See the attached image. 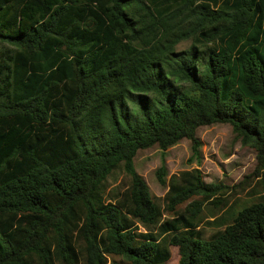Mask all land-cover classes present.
Segmentation results:
<instances>
[{"label": "trees", "instance_id": "16d2710c", "mask_svg": "<svg viewBox=\"0 0 264 264\" xmlns=\"http://www.w3.org/2000/svg\"><path fill=\"white\" fill-rule=\"evenodd\" d=\"M214 125L264 176V0H0V264H264V195L205 237L227 187L136 170Z\"/></svg>", "mask_w": 264, "mask_h": 264}, {"label": "rangeland", "instance_id": "374dc122", "mask_svg": "<svg viewBox=\"0 0 264 264\" xmlns=\"http://www.w3.org/2000/svg\"><path fill=\"white\" fill-rule=\"evenodd\" d=\"M188 46L189 44H183L179 50L183 51ZM197 136L202 144L201 161H190L192 144L183 140L165 154L158 148L140 152L135 159V167L162 208L164 198L169 192L170 179L182 172L198 169L205 184H222L227 187V194L218 196L220 200H229L227 207L214 204L215 198L203 206V222L198 229L205 237H210L218 228L230 222L228 213L233 206L237 214L243 208L260 201L264 195V176L255 175L258 165L256 150L243 146L229 125L204 127L198 131ZM163 166L166 169L165 184L160 183L158 176ZM248 177L251 178L247 180V184L241 186ZM129 184L130 178L125 172H116L107 182L106 201H110L116 193L125 191ZM186 207L187 205L183 206V209ZM170 219L167 215L164 216V220ZM220 222L223 224L220 225ZM141 231L145 232L143 228ZM175 253L173 252L168 264H178L179 256Z\"/></svg>", "mask_w": 264, "mask_h": 264}]
</instances>
